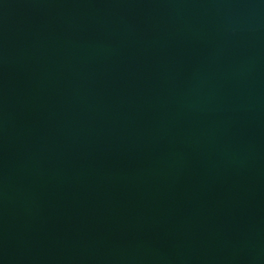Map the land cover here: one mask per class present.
<instances>
[{"label":"water","instance_id":"obj_1","mask_svg":"<svg viewBox=\"0 0 264 264\" xmlns=\"http://www.w3.org/2000/svg\"><path fill=\"white\" fill-rule=\"evenodd\" d=\"M0 264H264V0H0Z\"/></svg>","mask_w":264,"mask_h":264}]
</instances>
